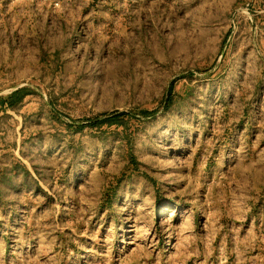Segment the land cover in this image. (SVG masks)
<instances>
[{
    "label": "rangeland",
    "instance_id": "1",
    "mask_svg": "<svg viewBox=\"0 0 264 264\" xmlns=\"http://www.w3.org/2000/svg\"><path fill=\"white\" fill-rule=\"evenodd\" d=\"M0 264H264V0H0Z\"/></svg>",
    "mask_w": 264,
    "mask_h": 264
},
{
    "label": "trees",
    "instance_id": "2",
    "mask_svg": "<svg viewBox=\"0 0 264 264\" xmlns=\"http://www.w3.org/2000/svg\"><path fill=\"white\" fill-rule=\"evenodd\" d=\"M17 99L15 98H11L8 100V105L9 106H12L16 103ZM145 113H148V112H145ZM151 114H154V111L151 112ZM125 115V113L123 112H118V113H115L113 114L110 118H106V119H96V121H93V122H98V124H102V123H105V122H109V123H119L121 122V117H123Z\"/></svg>",
    "mask_w": 264,
    "mask_h": 264
},
{
    "label": "crops",
    "instance_id": "3",
    "mask_svg": "<svg viewBox=\"0 0 264 264\" xmlns=\"http://www.w3.org/2000/svg\"><path fill=\"white\" fill-rule=\"evenodd\" d=\"M24 95H25V93L23 92L22 89H16V90H14L8 97L5 98V100H4V106H9L7 102L10 99V97L11 98H14V99L16 98L17 99L16 103H17V102H20L21 100H23ZM14 105H12V106H14Z\"/></svg>",
    "mask_w": 264,
    "mask_h": 264
}]
</instances>
